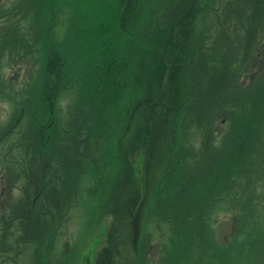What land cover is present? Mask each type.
<instances>
[{
    "label": "rangeland",
    "instance_id": "obj_1",
    "mask_svg": "<svg viewBox=\"0 0 264 264\" xmlns=\"http://www.w3.org/2000/svg\"><path fill=\"white\" fill-rule=\"evenodd\" d=\"M0 264H264V0H0Z\"/></svg>",
    "mask_w": 264,
    "mask_h": 264
}]
</instances>
